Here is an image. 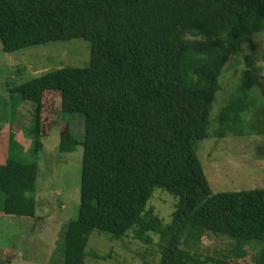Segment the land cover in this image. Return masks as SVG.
Listing matches in <instances>:
<instances>
[{"label":"trees","instance_id":"16d2710c","mask_svg":"<svg viewBox=\"0 0 264 264\" xmlns=\"http://www.w3.org/2000/svg\"><path fill=\"white\" fill-rule=\"evenodd\" d=\"M262 33L264 0H0L7 53L74 39L91 45L89 66L49 71L9 90L19 105H34L33 125L23 129L35 153L57 124L55 117L44 127L45 94L57 96L56 114L85 120L66 264H84L94 231L146 244L157 237L159 264H229L247 258V248L264 264V187L214 194L197 155L225 69L246 48L243 62L254 67V37ZM252 83L242 79L239 110L252 103ZM61 140L62 150L78 145L67 125ZM20 146L13 128L0 134V213L35 218L38 166L13 158ZM156 189L177 200L167 225L147 207ZM207 236L228 240L227 256L202 257Z\"/></svg>","mask_w":264,"mask_h":264},{"label":"rangeland","instance_id":"374dc122","mask_svg":"<svg viewBox=\"0 0 264 264\" xmlns=\"http://www.w3.org/2000/svg\"><path fill=\"white\" fill-rule=\"evenodd\" d=\"M254 40L256 65L248 68L244 64L245 55L250 53L247 48L239 58L240 63L230 61L220 79L221 90L210 116V136L198 143L197 155L214 194L264 187V34H256ZM90 62L91 45L81 39L51 42L12 53L5 52L0 41V134L6 136L13 128L24 146L19 143L20 148H13L11 155L38 166L36 217L0 213V264H66L62 248L68 224L79 215L84 153V117L61 116L58 110L57 115L58 100L52 93L44 98V127L57 124L50 134H45L35 153L34 144L24 136L23 129L33 125L34 105L29 102L19 105L21 98L13 94L11 99L9 90L49 71L84 68ZM244 76L253 81V100L247 110H239V97H234ZM62 124L69 126L78 143L71 150L60 148L61 132L66 127ZM224 131L225 136H217ZM176 201L170 193L156 189L147 207L154 209L167 225ZM157 243V237L154 243L146 244L131 236L115 240L94 231L88 238L84 264H159L162 254ZM251 244L258 246L259 251L262 248L258 242ZM229 248L228 240L207 236L199 252L204 258H223ZM247 251V258L230 260L229 264H255L256 249Z\"/></svg>","mask_w":264,"mask_h":264},{"label":"crops","instance_id":"0c3cea01","mask_svg":"<svg viewBox=\"0 0 264 264\" xmlns=\"http://www.w3.org/2000/svg\"><path fill=\"white\" fill-rule=\"evenodd\" d=\"M16 141L18 142V143H20L21 145H23V143H22V141L20 140V138L17 136L16 137ZM24 146V145H23Z\"/></svg>","mask_w":264,"mask_h":264}]
</instances>
